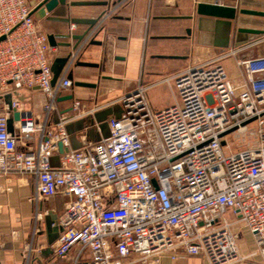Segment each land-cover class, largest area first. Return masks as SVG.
Masks as SVG:
<instances>
[{
	"label": "built area",
	"instance_id": "1",
	"mask_svg": "<svg viewBox=\"0 0 264 264\" xmlns=\"http://www.w3.org/2000/svg\"><path fill=\"white\" fill-rule=\"evenodd\" d=\"M30 13L27 0H0V95L9 87L38 88L46 98L40 122L16 98L0 112V175H31L34 200L69 199L56 223L55 257L69 264H161L182 254L236 264L243 257L227 213L264 257V56L238 61L236 83L218 62L187 68L172 79L175 103L157 111L148 88L139 86L121 99V116L107 121L106 138L71 150L69 119L61 115L54 132L48 125L95 29L72 50L53 84L48 35ZM79 107L75 102L73 110ZM11 111L20 118L10 131ZM248 131L246 148L226 150L228 135L245 140ZM35 134L34 150L17 149ZM55 154L58 168L51 164ZM31 252L27 247L23 264H31Z\"/></svg>",
	"mask_w": 264,
	"mask_h": 264
},
{
	"label": "crops",
	"instance_id": "2",
	"mask_svg": "<svg viewBox=\"0 0 264 264\" xmlns=\"http://www.w3.org/2000/svg\"><path fill=\"white\" fill-rule=\"evenodd\" d=\"M41 0H27L34 8ZM209 0H65L40 19L32 16L39 31L55 38L56 46L49 55L53 74L52 83L61 76L65 60L78 46L77 39L67 38L73 22L72 37L85 35L95 29L93 40L80 52L77 62L70 68L72 86L64 91L51 113L48 129L55 131L61 115L69 119L66 131L69 148L77 150L108 136L107 121L122 114L121 99L137 87H147L146 95L160 86H167L173 99L154 111L172 106L176 92L173 78L187 68L218 62L232 82H238L237 62L264 56V35L238 34L237 29L264 31V17L238 15L237 21L227 27L207 23L202 32L197 30L198 17L195 6ZM219 5L234 6L264 12V0H212ZM114 13L110 11L114 9ZM187 17H193L188 20ZM93 23V24H92ZM190 29V35L187 30ZM171 79L170 86L162 83ZM74 83L94 85L93 88L74 86ZM71 97V100H68ZM18 99L22 110L36 121H41L45 96L38 88L14 91L9 87L0 95V112L8 109L13 99ZM80 103L78 111L73 110ZM9 114L10 128L18 124ZM37 134L28 143L19 141L20 151L34 150ZM51 164L60 166L59 155H53ZM34 178L28 174L0 175V264H23V255L31 247V264H69V259L54 255L60 236L58 217L64 212L69 199L56 195L34 200ZM39 215L36 219L35 215ZM243 240L239 233L242 260L236 264H264V257L255 245L252 235ZM88 258L85 253L84 260ZM127 264H135L132 261ZM161 264H209L201 256L180 255Z\"/></svg>",
	"mask_w": 264,
	"mask_h": 264
},
{
	"label": "water",
	"instance_id": "3",
	"mask_svg": "<svg viewBox=\"0 0 264 264\" xmlns=\"http://www.w3.org/2000/svg\"><path fill=\"white\" fill-rule=\"evenodd\" d=\"M231 1H235V0H231ZM64 2H65V0H41V1H39V3L34 8H32L30 15L34 16L37 13H40V19H41L45 16V13H50L59 4L61 5ZM195 15L198 17L197 30L199 32H202L203 29L205 28V25H207V23H211L210 25L213 27L219 25V23L214 24V23H212V21H207L208 19H211V20L216 21V22H219V21L225 22L227 27H231L232 23H235L237 21L238 15L264 17V12L248 10V9H237V7H234V6L219 5L216 1L213 2L212 0H209L206 2H204V1L198 2L196 4ZM187 18H188V20H192L193 17H187ZM74 23H81V22L77 21V22H73V24ZM186 33H187V35H190L191 30L188 29ZM237 33L238 34H245V35H255V36L264 35V31L255 30V29H245V28L237 29ZM85 35L80 36V37H72V36L68 35L67 38L77 39L78 43H80L83 40V38L85 37ZM3 39L4 38H1L0 41H2ZM48 41H49V45L51 47L56 46L55 38L53 35L48 36ZM91 43H94V42H91ZM66 62H67V59L65 60L64 64H66ZM68 77L70 80H72L71 76H68ZM74 86L88 87V88L94 87V85L85 84V83H74ZM62 100H65V99H59L58 98L57 101H62ZM68 100H71V97H68ZM13 117L16 121H18L20 118V115L17 112H15L13 114ZM10 122H11V120L9 119L8 129L11 131ZM58 153L59 154L63 153V147L60 143L58 144Z\"/></svg>",
	"mask_w": 264,
	"mask_h": 264
},
{
	"label": "rangeland",
	"instance_id": "4",
	"mask_svg": "<svg viewBox=\"0 0 264 264\" xmlns=\"http://www.w3.org/2000/svg\"><path fill=\"white\" fill-rule=\"evenodd\" d=\"M147 99H148L150 106L152 108L153 107L156 108L166 103V101L173 99V97L168 87L164 85V86L157 87L151 92H149ZM251 127H253V125ZM249 131L246 132L247 136L245 140L241 136H237L235 134L228 135L226 138L227 143H228V148H226V150L227 151L230 150L234 152V151H238V150L246 148L248 144L252 142L249 139V135H248ZM225 216L233 224L232 229L234 233L237 234L238 239H239V233H240L242 239L248 241L249 240V236L247 234L248 230L244 227V225L242 223H239L237 219L230 213L225 214ZM237 246H238L239 254H241V249L239 247L238 240H237Z\"/></svg>",
	"mask_w": 264,
	"mask_h": 264
}]
</instances>
